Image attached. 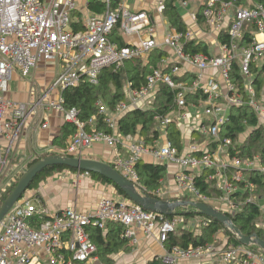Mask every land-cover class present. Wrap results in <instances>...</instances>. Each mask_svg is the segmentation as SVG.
Here are the masks:
<instances>
[{
	"label": "built area",
	"instance_id": "2783aa9c",
	"mask_svg": "<svg viewBox=\"0 0 264 264\" xmlns=\"http://www.w3.org/2000/svg\"><path fill=\"white\" fill-rule=\"evenodd\" d=\"M101 1L104 11L94 12L89 8L90 0H84L81 8L78 0H0V198L26 169L16 162L14 147L29 117L42 109L45 115L61 113L64 121L75 126L67 144L53 148L54 154L80 157L85 149L100 144L112 149L109 164L137 188L135 165L145 157L176 164V189L162 185L154 197L189 196L214 207L223 205L225 210H220L230 214L253 202L254 194L238 202L231 196L240 189H253L249 174L254 170L264 173V165L258 155L242 157L238 150L234 154L229 150L258 128L264 133V0H134V8L129 0ZM140 3H146L148 9L136 8ZM169 5L180 13L184 29L171 26L165 15ZM75 10L82 12L83 30L70 27ZM181 13H187L188 18ZM116 31L126 45L117 43ZM193 43L201 49L193 51ZM155 49L165 55L145 83L134 86L125 80V98L113 109L102 99L96 102L106 130L95 128L96 117L82 120L79 110L64 107V89L83 80L97 85L104 69L120 70L130 60L146 62ZM41 61L62 67L52 85L36 100L6 98L4 93L15 71L29 77ZM162 86L172 91L173 106L166 113L153 115L158 137L147 142L139 134L119 131L118 121L128 111L154 108ZM234 107L249 108L256 118L254 124L243 118L245 129L235 140L221 136ZM187 108L196 111L192 126ZM199 108L202 114L197 113ZM180 119L186 120L191 130L208 136V141L194 143L191 137H183L181 149L176 147L166 129L171 122L179 125ZM41 125L47 126L46 119ZM206 168L212 170L208 178L216 180L221 191L218 196L203 195L195 185L196 174ZM71 172L77 178L90 177V172L68 169L53 175L64 177ZM256 203L261 212L256 226L264 229V204ZM195 218V224H187L182 215L165 216L110 194L100 196L88 211L72 207L55 211L36 189L28 188L0 222V264H104L91 241L90 226L104 231L108 222L120 223L122 237L131 248L142 237L155 238L164 247L171 233L179 229L197 232L208 224L205 216ZM217 256L225 264H264L263 250L229 242L221 232L212 243L174 245L155 257L168 264L195 259L214 264Z\"/></svg>",
	"mask_w": 264,
	"mask_h": 264
},
{
	"label": "trees",
	"instance_id": "16d2710c",
	"mask_svg": "<svg viewBox=\"0 0 264 264\" xmlns=\"http://www.w3.org/2000/svg\"><path fill=\"white\" fill-rule=\"evenodd\" d=\"M173 6L174 5H169L165 15L168 19H170L171 26L182 30L185 28V25L182 22L180 13L178 10H176V7ZM89 8L94 12H101L105 9V3L101 0H90ZM80 10H75L71 14L72 22L70 27L73 31L84 29L81 23L82 12ZM116 33L115 36L117 43L120 46L126 45L120 36L117 37V31ZM192 46L193 47H191V49L193 51H198L201 49H199L200 46L197 44L193 43ZM163 55H165L163 50L155 49L146 62L141 60H130L125 62L124 66L120 70H114L113 68L104 69L100 75L99 83L97 85L90 84L89 82L83 80L76 87L64 89L62 91L64 107L66 109L76 108L79 110V117L82 120H88L91 117H96V122L94 124L95 128L99 130H106V124L103 122L102 117L97 114L96 102L99 99H102V101L106 103L110 109H113L116 104L125 96L123 89L124 81L130 80L134 86H140L141 84L145 83L148 74L151 73L153 68L158 67V60ZM172 95L173 93L169 88L162 86L158 92L159 102L154 106V108L147 110L135 109L128 111L118 121V130L126 134H139L147 142H152L153 139L158 137V132L153 121V115L156 112L166 113L170 110V107L173 106ZM243 118H248L250 124H254L256 122V118L249 108H232L228 122L222 126L221 136H230L235 140L238 134L245 129ZM74 131L75 126L72 123L64 121L59 135L53 139V144L57 147L65 146L69 137L74 133ZM166 131L168 139L176 147L181 149V130L178 125L174 122H171L168 124ZM263 137L264 133L261 128L254 130L245 139V141L241 143V145H233L234 147L232 146L229 150L230 154H234V151L238 150L239 156L242 157H252L254 155H258L261 164L264 165ZM210 145H215V142H211ZM38 159L39 157L34 158L27 164L26 168ZM135 168L138 173V188L151 196H155L154 192L163 185V181L167 175L165 164L160 162L139 161L136 163ZM63 169H68L73 172L77 171L75 168H69L66 166H48L34 179L29 189H35L46 177L55 173L56 171ZM211 173L212 170L207 168L199 171L195 176V185L199 188L203 195L215 197L218 196L221 191L216 186V180L208 178ZM89 174L95 181L101 184L111 185L119 198L128 199L125 193L108 179L99 174ZM249 180L253 182L254 188L249 190L240 189L236 191L231 196L233 201H245L247 197L252 194L264 197V173L257 170L251 171L249 174ZM16 182H14L1 195L0 206L10 191L13 189ZM240 186L243 188V184H240ZM161 199H167V197H163ZM179 199L190 198L189 196H180ZM183 209L184 208L177 209L175 214L181 215ZM186 211L187 213L182 215L185 220L195 216H203L197 213L191 207L187 208ZM227 214L231 217L233 222L244 235L257 234L260 238L264 239V229L256 226L261 214L257 203H245L238 212L234 214ZM205 218L208 220V224L206 226L201 225L197 232L190 229H179L177 232L171 233L169 235V239L164 244L165 247L170 249L174 245L183 247H187L189 245H205L214 242V236L219 232L226 235L229 242L240 244L237 238L218 221L206 216ZM122 231L123 226L116 222H108L104 231H102L98 226L89 227L91 241L96 245L97 254L103 263L112 264L114 261V256L117 253L121 251L128 252L132 249L128 244V241L122 237ZM249 247L253 250H259L253 245H250ZM146 264L168 263H165L161 259L154 257ZM214 264L225 263L217 262Z\"/></svg>",
	"mask_w": 264,
	"mask_h": 264
},
{
	"label": "crops",
	"instance_id": "0c3cea01",
	"mask_svg": "<svg viewBox=\"0 0 264 264\" xmlns=\"http://www.w3.org/2000/svg\"><path fill=\"white\" fill-rule=\"evenodd\" d=\"M83 1L78 0L79 8H81ZM136 8L148 9V5L146 3L141 5L136 4ZM184 15L188 18L187 13H184ZM61 69L60 64L41 61L29 77H22L15 71L4 96L14 101L36 100L45 89H48L52 85ZM45 114L42 109H39L35 115L29 117L19 141L15 144L13 153L16 156V162L23 164V166H27L34 158L50 155V153H53V148L57 147L53 144V139L59 135L64 124V119L59 112H51L49 115ZM45 119L47 126L43 127L41 123ZM178 127L181 130V142H183V137H189L193 130L187 125H180ZM190 137L192 138V136ZM112 155L111 148L95 144L85 149L82 157L109 163ZM144 161L153 162L150 157H145ZM157 162L165 164L167 169L163 187L171 191L175 190L174 175L178 171V166L169 161L159 160ZM53 174L46 177L35 189L42 201L55 211L67 207L88 211L94 208L100 196L105 194L117 196L111 185L101 184L91 178V176L77 178L76 174L72 172L71 174H65L64 177H57ZM164 197H167L169 200L176 199L170 194ZM165 250H168L165 245L164 247L161 246L155 238L142 237L141 242L130 251L117 253L114 256L113 264H146L155 256L164 254ZM214 260L215 263L220 262L219 256L215 257ZM176 264L208 263L195 259L189 261L180 260Z\"/></svg>",
	"mask_w": 264,
	"mask_h": 264
},
{
	"label": "water",
	"instance_id": "95a60500",
	"mask_svg": "<svg viewBox=\"0 0 264 264\" xmlns=\"http://www.w3.org/2000/svg\"><path fill=\"white\" fill-rule=\"evenodd\" d=\"M48 166H66L80 171L99 174L114 183V185L121 189L132 202L140 205L145 210L153 211L165 216L174 215L176 210L179 208H184L181 212V215H184L187 213L186 209L191 207L197 213L218 221L229 232H231L241 244L246 246L253 245L264 251V239L260 238L257 234L244 235L227 213L219 210L213 205L207 202L194 201L190 199L169 200L151 196L139 190L133 182L125 178L109 163L82 156L74 157L68 155L50 154L41 157L32 163L24 170L13 189L1 204L0 222L9 209L30 187L34 179Z\"/></svg>",
	"mask_w": 264,
	"mask_h": 264
},
{
	"label": "rangeland",
	"instance_id": "374dc122",
	"mask_svg": "<svg viewBox=\"0 0 264 264\" xmlns=\"http://www.w3.org/2000/svg\"><path fill=\"white\" fill-rule=\"evenodd\" d=\"M129 5L131 8H134L135 7V1L134 0H129ZM143 3H140L139 5H141ZM182 14V13H181ZM184 16L185 19H187V17L182 14ZM222 106L224 107V104H222ZM186 113L190 114L191 115V119L189 122L190 126H192L191 122L193 123V119H194V115L196 114V111L192 108H187L185 110ZM203 110H201V108H199V111L197 113H200L202 114ZM179 114L176 115V118H178ZM205 117V116H203ZM180 125H185V123L187 122L186 120L184 119H180L179 121H177ZM178 125V126H180ZM157 128V126H156ZM184 128V127H183ZM161 131V129H160ZM192 136L193 140L192 142L194 143H197L198 141L199 142H205V141H208V136L204 135V134H201L199 131H192V134L189 135V137ZM263 140H264V137H263ZM159 142H162L161 139H159ZM257 201H259L260 203L264 204V197L262 196L259 200L257 199V196L254 198L253 202L256 203ZM215 207H217L219 210L222 209V210H225V207L223 205H220V204H214ZM196 223V218L195 217H192V218H189L187 220V224H195ZM184 225V223L180 224L179 227H182ZM114 262V261H113ZM105 264V263H104ZM113 264V263H112Z\"/></svg>",
	"mask_w": 264,
	"mask_h": 264
},
{
	"label": "bare ground",
	"instance_id": "6f19581e",
	"mask_svg": "<svg viewBox=\"0 0 264 264\" xmlns=\"http://www.w3.org/2000/svg\"><path fill=\"white\" fill-rule=\"evenodd\" d=\"M124 98H125V96H124ZM124 98H123L122 100H124ZM122 100H121V101H122ZM96 106H97V105H96ZM42 111H43L44 113H46L44 110H42ZM37 112H38V111H37Z\"/></svg>",
	"mask_w": 264,
	"mask_h": 264
}]
</instances>
